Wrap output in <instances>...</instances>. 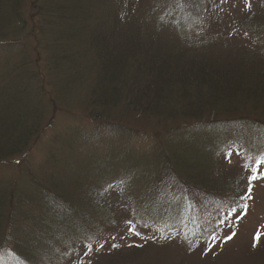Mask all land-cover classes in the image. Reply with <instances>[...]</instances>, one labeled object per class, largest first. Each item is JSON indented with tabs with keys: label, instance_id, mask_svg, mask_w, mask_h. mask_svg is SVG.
I'll use <instances>...</instances> for the list:
<instances>
[{
	"label": "rangeland",
	"instance_id": "rangeland-1",
	"mask_svg": "<svg viewBox=\"0 0 264 264\" xmlns=\"http://www.w3.org/2000/svg\"><path fill=\"white\" fill-rule=\"evenodd\" d=\"M2 1L0 5L8 11H4L0 34V116H16L17 108L34 109L36 119L30 124L36 132L22 154L0 162V197L5 195L0 200L5 203L9 198L7 208L0 204L9 221H2L0 229V239L9 240L5 245L0 242V260L5 261L0 264H26L6 258L19 247L18 242L33 247L31 238L37 236L41 253L34 264H264V179L252 181L248 192L249 178L264 174V99L241 106L239 121L210 129L215 124L210 119L194 122L175 114L151 118L125 98L102 106L97 91L106 78L100 65L104 48L119 49L127 56L123 74L128 84L123 93L129 96L136 84L131 81L133 75L148 64L146 56L140 55L147 52L146 38L156 30L176 40L178 35L180 51L201 36L218 41L219 48L227 46L225 53L235 62L242 58L243 63L264 71V0H216L201 17L190 15L182 0H9L6 6ZM116 22L119 29L114 31ZM102 29L113 34L106 47L96 44L95 36ZM8 122L5 119L4 124ZM105 122L125 128L131 137L121 142L120 134L102 136ZM90 134L96 138L94 143ZM181 134V142L174 146L179 151L185 148L182 159L189 166L183 177L197 181L201 188L171 207L173 216L143 222L114 216L109 224V216L100 215L92 220L97 227L73 222L76 239L67 243L68 237L63 240L59 235V250L48 243L57 238L58 224L73 221L58 223V215L47 214L41 219L57 225L38 224L35 207L41 206L45 198L41 190L54 184L53 177L57 196L84 207L83 193L103 183L110 159L118 162L124 156L120 170L132 175L141 171L133 162L127 163L136 153L137 164L151 166L142 170L147 172L143 178L139 174L142 179L147 174L157 178L160 165L174 169L167 158L158 157L156 148H163V139L172 143ZM122 146L131 153L116 150ZM143 191L133 189L126 197L131 202L141 199ZM172 194L181 197L179 190ZM249 195L250 199L244 198ZM109 199L111 203L121 200L118 194ZM140 199L137 203L143 204ZM213 199L223 201V209L237 207L222 216L223 209L217 208L218 217L216 209H209ZM83 213L82 208L79 215ZM191 227L198 233L202 230L195 241L189 234L185 237Z\"/></svg>",
	"mask_w": 264,
	"mask_h": 264
},
{
	"label": "trees",
	"instance_id": "trees-1",
	"mask_svg": "<svg viewBox=\"0 0 264 264\" xmlns=\"http://www.w3.org/2000/svg\"><path fill=\"white\" fill-rule=\"evenodd\" d=\"M213 1L215 2L216 0H182V3L184 7L190 11V15H192L191 12H194L201 17L208 12L207 9L213 4ZM7 2H9V0L2 1L4 5L7 4ZM4 11H8L7 6L3 9L2 5H0V34H3L2 23L4 21ZM188 11L187 14L189 13ZM116 17L119 19L118 15H116ZM181 22L184 23L185 20ZM115 26L116 29H114V31L119 29L118 22L115 23ZM173 27L174 29L177 28L176 25H173ZM112 35V32L106 29L99 30L98 35L95 36L96 39H98L96 44H105L106 47L110 42H108V39L112 37ZM135 35L138 37V34L134 33L133 36L135 37ZM169 36L170 34L159 35V31L156 30L146 38L148 44H146L144 48L147 52L144 53L141 49L139 50L143 52L140 54L141 57L144 55L146 56V58L145 56L144 58L148 61V64L146 68L142 67L144 69L142 72L138 70L134 74L135 76L133 75L131 81H134L136 84L132 87L128 97L127 94L123 93L124 88H126L128 84L127 78H125L123 74L125 72L124 66H127L125 63L127 56L123 54L122 50L104 48L105 51L102 52L103 57L101 58L100 65L106 78L99 86V90H97L98 92L100 91L98 98L102 106H107V104L110 103L115 105V102H113L114 99L122 101V99L125 98L129 104L131 102L133 108L144 111L148 114L147 116L150 114L151 118L162 117L164 115L172 116L175 114L176 116L187 117L194 122H200L203 119L209 121L210 119L215 121V124L210 125V129H214L220 126V124L228 121H239L243 116L240 110L241 106H252L264 99V71L256 69V67L253 66L254 64L247 65L243 63L244 59L242 58L239 59L238 62H235L234 57L225 53L227 51V46L219 48V43L216 44L218 41L211 42L210 38L205 39L201 36L198 37L194 43H190V46L184 49L185 51H180V49H178L179 36H176L177 40ZM123 42H125V39H123ZM209 42L211 43L208 44ZM216 50H218V52ZM202 52H207L208 56L201 55ZM210 54H216V56ZM139 59L141 58H137L136 61H139ZM60 61L62 60L59 58V64H61ZM125 104L127 105V103ZM15 110L17 112L16 116H12L11 118L0 116V162L22 154L28 142L30 143L36 132L34 125L32 126V124H30L36 119L35 112H33L34 109L31 110V108H28L27 111H20L19 108H17ZM4 118L8 119L9 124H4ZM105 124L104 133H101L102 136H117L120 134L122 137L119 138L121 142L122 140L127 142L125 136H130V134L125 128L119 125L108 124L107 122H105ZM98 134L100 133L98 132ZM98 134L96 133L97 136H99ZM182 136V134L178 137L176 135V140L171 139L173 140L172 143L163 139V148H156L158 157L162 159L167 158L174 167V169H165V165H160V173L157 178H149L150 174H147L149 176L146 179H142L144 177L143 174L147 173H142V170H149L151 166L144 168L137 164L135 160L136 153L134 158H127L129 160L127 163L133 162L135 166L140 167L141 171L138 172L136 168V172L138 173L135 172L136 174L132 175L120 170V165L124 161V156L123 158L121 157L118 162L110 159L108 161L109 168L107 169V176L104 178L103 183L96 186L91 185L89 187H92V189L89 193H83V197L86 200V205L84 207L78 206L74 202L71 203V200H67L64 197L57 196V179L53 177L52 180L54 184L49 186L50 189L47 191L49 188L47 187V189H44L46 191L43 189L41 190L45 193L43 194L45 198L39 203L41 206L35 207L39 214L38 218L40 222L38 224H52L45 219H41L42 216L47 217V214L58 215V223L71 219H73V221H66L65 224H58L57 238L53 242L48 243L57 246L59 240H61V236L59 235L63 236V240H66L65 237L67 236L68 239L66 242L69 243L72 239H76V225H74L73 222L78 221L82 224L89 223L93 226L96 225V222L92 220L100 215H108L110 218V220H108L109 224H111L112 220L115 221V218H113L114 216H129V218H136L139 222H143L142 219L147 221L151 219L155 221V219L158 220L162 216L168 214L173 216L175 210L171 207L182 204L180 202L182 200L185 201L187 196L192 194L191 190H196V188L199 190V188H201L197 185V181L188 180L190 181L188 182L185 180L186 178L183 177V174L187 173L186 169L189 166V164H186L182 159V153H184L185 148L181 147L179 151L178 147L174 146V143L181 142L178 141V139ZM89 137L90 140H92L91 143H94L93 140L96 138L93 137L92 134H90ZM116 150L123 151V154L128 152L131 153L129 149H123V146ZM169 152H174V154H170ZM174 155H177V157L172 158L175 157ZM180 168H182V170ZM141 173L143 176L139 178V174ZM189 174V176L192 175L191 173ZM114 176H118V178L114 179ZM191 177L193 178V176ZM111 180L114 183H110ZM136 185L139 187H136ZM94 188L96 190H93ZM137 188L144 189L141 194L142 200L139 198L140 201H143V204L137 203L139 199L133 198L131 202V199L126 197L128 193ZM173 190H179L181 192V197L179 199L173 196ZM117 194L121 200L111 203L109 196L116 199ZM4 196L5 195L2 197ZM107 196L108 199L104 202L103 198ZM8 199L7 196L5 203L0 200L2 208L3 205H7ZM82 201L83 200H81V202ZM14 203L19 204L20 200L17 199ZM132 203H136V205L132 206ZM222 203L223 201L221 200L216 201L213 199L209 204L210 210L216 209L214 213L217 214L218 217H220V214L217 208L223 209ZM8 205H11L10 201ZM196 206L203 207L204 205L199 204ZM225 207L227 209L221 211V216L226 211L235 209L237 205ZM5 208H7V206ZM82 208L84 209V213L83 215H79ZM8 213L10 214V210H8ZM161 213L162 215H159ZM100 219L101 218H98L97 221L100 222ZM2 221L8 224L7 211L5 214L0 211V229L2 227ZM97 226L98 225H96V227ZM189 227L190 225L188 228ZM199 233H202V230ZM199 233L196 228L193 230L191 227V231L188 230L185 237L187 238L190 235V239L195 241ZM171 234L173 233L171 232L170 235ZM31 239H33V247H28V245H22L21 242H18L19 247L18 245L17 247L15 246V250L12 249L13 255L6 258V260L11 261L14 259L18 262H26V264L36 263L35 258H37V254L39 256L41 253V251L39 252L40 238L37 236ZM2 240L0 239V242L4 245L9 241ZM167 242L168 239L166 238L164 245H166ZM56 248L59 250L58 246ZM55 249L54 251L57 253L58 251ZM55 256L61 259L59 252ZM0 261L5 262L4 260Z\"/></svg>",
	"mask_w": 264,
	"mask_h": 264
},
{
	"label": "snow or ice",
	"instance_id": "snow-or-ice-1",
	"mask_svg": "<svg viewBox=\"0 0 264 264\" xmlns=\"http://www.w3.org/2000/svg\"><path fill=\"white\" fill-rule=\"evenodd\" d=\"M249 7H250V5H248ZM255 171V170H254ZM257 179H264V174H262V175H252L250 178H249V181H248V183H249V188H248V192L250 193V191H251V183H252V181H255V180H257ZM245 199H250V195L249 196H245L244 197ZM245 209L247 208V205H244L243 206ZM100 247H103V244H100ZM113 247H118V245H113Z\"/></svg>",
	"mask_w": 264,
	"mask_h": 264
}]
</instances>
